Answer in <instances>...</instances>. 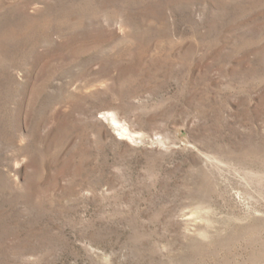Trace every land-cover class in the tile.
<instances>
[{
    "label": "rangeland",
    "instance_id": "1",
    "mask_svg": "<svg viewBox=\"0 0 264 264\" xmlns=\"http://www.w3.org/2000/svg\"><path fill=\"white\" fill-rule=\"evenodd\" d=\"M0 264H264V0H0Z\"/></svg>",
    "mask_w": 264,
    "mask_h": 264
}]
</instances>
